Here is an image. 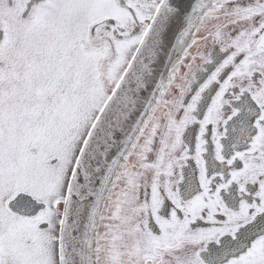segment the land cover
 <instances>
[{"label": "flooded vegetation", "instance_id": "af4514ba", "mask_svg": "<svg viewBox=\"0 0 264 264\" xmlns=\"http://www.w3.org/2000/svg\"><path fill=\"white\" fill-rule=\"evenodd\" d=\"M66 1L0 0V156L23 131L5 123L7 101L30 97L19 91L22 82L40 73L55 87L45 100L57 102L86 79L81 52L87 51L79 47L83 61L73 63L66 35L43 28L47 8L56 13ZM160 1L105 0L111 6L89 29L98 35L95 50L107 44L114 54L116 42L140 39ZM26 130L36 133L40 125ZM26 137L30 153L38 152L34 136ZM46 150L33 157L37 172H11L0 182V264H60L58 235L72 165L66 179L56 175L49 145ZM122 187L131 204L115 207L113 219L128 224L122 242L138 244L145 264H264V0L196 5L157 100L98 209L92 264H100L95 243L103 203ZM17 195L23 213L8 206Z\"/></svg>", "mask_w": 264, "mask_h": 264}, {"label": "rangeland", "instance_id": "374dc122", "mask_svg": "<svg viewBox=\"0 0 264 264\" xmlns=\"http://www.w3.org/2000/svg\"><path fill=\"white\" fill-rule=\"evenodd\" d=\"M109 6L111 5L105 0H67L57 8L56 13L51 12L50 6L47 8L46 11L49 12L44 14L45 25L43 28L52 35L57 33L66 35L65 39L71 47L72 61H76L73 63L77 64L79 60L83 61L78 56L79 53H76L80 49L79 47H81L80 51L83 49L87 51L86 53L81 52L84 57L86 56V62H84L86 79L80 85L81 88L71 84L70 98L57 102L45 100L46 94L55 87L46 85L41 80V77L44 76H41L40 73L38 78L34 77V79L24 81L19 85V91L30 95V97L7 101L6 125H21L23 131L13 134L12 137L17 139V143L14 148H9L10 144H8L6 154L3 153L0 156V182L4 177L8 179L11 172L23 174L37 172L36 158L47 153V145H49L48 153L54 157V164H56L50 168L56 175L57 173L61 174L62 178L66 179L92 120L139 42L137 37L126 42H116L114 54L107 44H104L99 52L95 50L94 42L98 39V35L91 34L89 29L96 19L101 18V14L109 9ZM62 19L65 20V24L62 23ZM111 57V60H106ZM41 61L45 62L44 59ZM54 92L55 90L51 91V93ZM81 92L83 94L80 95ZM40 95L43 96L39 97ZM36 124L40 125V130L36 133H28L26 130L28 126ZM26 135L34 136L32 138L39 146L38 152L30 153L31 150L29 151L26 144L27 140L31 138H27ZM9 139L10 137L7 141L11 142ZM23 146L26 147V154L22 153ZM33 157L36 158L33 160ZM128 195L127 190L122 187L109 192L107 200L103 203L104 208L101 211L102 216L98 227L99 239L97 238L95 243V255L100 264H116L114 257L118 252L119 262L123 260L121 264H130V260L135 259L133 254L138 258L137 262L136 259L132 261L134 264H145L143 260L145 252L139 249L141 247L138 244L132 246L122 242L124 240L122 238H126L128 224L120 221L121 223L116 225L119 219H113L115 207L118 210V208L122 209L119 206L129 205ZM114 232L118 238L117 244L114 242ZM138 253L140 254L138 255ZM127 258L129 259L127 260ZM162 262L172 264L171 260ZM195 262L196 260L190 263L185 259L178 261L179 264H196Z\"/></svg>", "mask_w": 264, "mask_h": 264}, {"label": "water", "instance_id": "95a60500", "mask_svg": "<svg viewBox=\"0 0 264 264\" xmlns=\"http://www.w3.org/2000/svg\"><path fill=\"white\" fill-rule=\"evenodd\" d=\"M199 1L159 2L126 67L90 124L67 182L58 235L60 264H92L91 240L98 209L157 100L179 39ZM18 198L20 195L8 206L23 213L16 208ZM201 256L210 262L204 254Z\"/></svg>", "mask_w": 264, "mask_h": 264}]
</instances>
